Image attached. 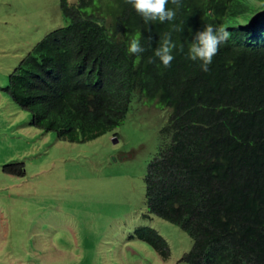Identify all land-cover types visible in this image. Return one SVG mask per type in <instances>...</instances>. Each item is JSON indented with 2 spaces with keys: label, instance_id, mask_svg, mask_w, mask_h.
Returning a JSON list of instances; mask_svg holds the SVG:
<instances>
[{
  "label": "trees",
  "instance_id": "1",
  "mask_svg": "<svg viewBox=\"0 0 264 264\" xmlns=\"http://www.w3.org/2000/svg\"><path fill=\"white\" fill-rule=\"evenodd\" d=\"M256 1L182 0L173 22L145 24L125 0H59L69 25L44 36L4 88L31 127L70 143L120 126L133 99L169 109L144 176L145 203L189 236L187 264H264V0ZM208 23L232 38L205 73L186 54ZM172 24L184 29L172 33L184 52L165 68L153 49ZM137 33L146 48L139 59L127 52ZM133 237L169 257L155 230Z\"/></svg>",
  "mask_w": 264,
  "mask_h": 264
},
{
  "label": "rangeland",
  "instance_id": "2",
  "mask_svg": "<svg viewBox=\"0 0 264 264\" xmlns=\"http://www.w3.org/2000/svg\"><path fill=\"white\" fill-rule=\"evenodd\" d=\"M69 23L59 0H0V264H187L189 236L145 203L169 109L133 99L120 126L70 143L31 127L4 91L20 60ZM144 227L166 241L167 259L133 237Z\"/></svg>",
  "mask_w": 264,
  "mask_h": 264
},
{
  "label": "clouds",
  "instance_id": "3",
  "mask_svg": "<svg viewBox=\"0 0 264 264\" xmlns=\"http://www.w3.org/2000/svg\"><path fill=\"white\" fill-rule=\"evenodd\" d=\"M169 2L175 7L170 9ZM130 4L135 12L143 19L145 24L159 22H173L176 18L177 10L182 6V0H125ZM184 29L178 25L172 24L171 29L162 34L158 46L153 49V56L157 58L165 67H171L175 59L174 51L184 52V45L174 41L173 32H182ZM232 38V32L219 24H204L202 30L195 32L191 42L188 45L186 58L192 62H199V68L202 72H208L213 58L218 54L221 45L226 44ZM149 46L152 44V36L146 38ZM146 51L141 44V34L137 33L128 42L127 52L139 59ZM152 57L148 58V63H153Z\"/></svg>",
  "mask_w": 264,
  "mask_h": 264
}]
</instances>
